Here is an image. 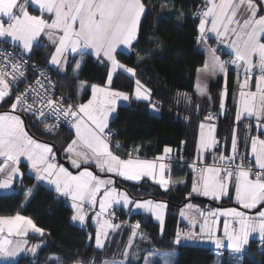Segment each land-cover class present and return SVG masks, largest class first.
<instances>
[{
	"label": "snow or ice",
	"instance_id": "1",
	"mask_svg": "<svg viewBox=\"0 0 264 264\" xmlns=\"http://www.w3.org/2000/svg\"><path fill=\"white\" fill-rule=\"evenodd\" d=\"M33 4L38 6L40 15H33L28 11ZM147 7L144 0H0V37H10L25 52H31L33 43H38L43 33L55 46V53L50 60L54 66L67 64L65 52L81 57L94 54L98 60L104 58L110 65L105 85H91L92 96L86 103L65 105L64 101L71 98L63 95L58 100L54 99L52 89L55 85L45 73L40 72L43 79H37L34 86L28 85L23 92L16 94L9 111L0 112V188H10L14 178L22 175L18 165L21 158H25L35 172L37 181L48 182L54 186L53 190L59 196L70 198L74 209L71 217L73 221L84 225L88 215L85 205L91 209L98 204L99 210L94 214L98 226L95 246L101 250L108 239V230L114 231L120 227L111 222V218H114V204H132L135 209L155 213L161 226L164 218L162 210L167 207L163 202L152 200L133 201L127 193L119 192L114 187L112 179L101 178L87 166L94 164L101 172L134 181L145 176L156 179L158 174L159 183L165 188L169 185V180L164 179V173L166 168L170 169V165L161 162L165 156L148 161L133 158L129 153L128 158L123 159L112 151L113 148L119 150L121 146L119 143H111L113 133L108 129L109 119L116 111L118 101L130 99L128 93L112 89L113 74L123 70L135 77V69L117 59V49H132L133 42L137 40L141 17ZM262 11L264 0L259 3L257 0H205L204 7L193 13L200 20L198 43L211 32L231 49L232 58L222 60L216 55V49L209 47L207 51L210 59L205 62L203 71L213 77L222 73L226 78L227 65L235 66L239 88L236 122L239 123L242 117L255 118V127L260 134L245 138V148H250L251 158L240 153V138L237 136V129H233L230 155L221 154L211 165L197 167L193 164L199 175L189 196L198 194L218 200L227 196L232 189L237 203L248 211H241L239 208L205 211L188 204L186 209L194 210L201 219L197 220L183 210L181 216L187 218L193 227L197 224L200 227V233L190 231L185 234L186 238L206 237L214 241L218 249L225 247L226 240L227 247L235 252L242 251L248 245L252 233H259L261 239H264V138H261L264 135V14H259ZM46 15L50 19H46ZM14 59V53L0 50V101L12 95L9 77L12 82L25 77L23 69L26 62H13ZM82 63V59L76 62L74 74L78 75ZM254 74L256 78L253 82ZM135 84L134 97L150 100L151 89L142 85L138 79ZM83 86L84 82H81L80 88ZM196 89L200 96L208 94L207 83L201 81L199 76ZM220 95V107L223 109L224 99L227 97L226 82ZM30 97L32 103H29ZM37 103L41 106H35ZM153 109L155 110V105ZM24 113L41 123L52 117L57 126L63 122L73 129L74 138L64 151L73 167L79 170L77 174L56 163L55 152L50 144L29 135L22 118ZM214 118L209 114L206 120ZM199 127L201 135L198 153H202L215 147L218 141L213 135L215 124L201 123ZM206 127L207 134L203 131ZM251 127L252 125H245L246 130ZM44 130L52 132L53 126L45 124ZM133 151H138V148ZM172 151L167 146L164 148L165 155ZM229 164L233 166L229 167ZM32 191L33 189L28 188L26 195H31ZM251 210H256L254 215L249 214ZM220 217H224L222 237L216 234L221 230ZM139 228L137 222L133 226L132 237L137 235L136 230ZM29 229L40 235L45 234V230L37 227L29 217L19 214L0 216V233L7 230L9 236L24 237ZM91 238L89 235V239ZM180 239L178 233L177 243ZM23 243L27 244V241ZM11 244L10 239H0V256H12L23 250L19 242L14 250L6 247ZM40 246L33 245L29 250L35 252ZM53 259L60 264L59 257ZM101 264L121 262L114 259L102 260Z\"/></svg>",
	"mask_w": 264,
	"mask_h": 264
},
{
	"label": "trees",
	"instance_id": "2",
	"mask_svg": "<svg viewBox=\"0 0 264 264\" xmlns=\"http://www.w3.org/2000/svg\"><path fill=\"white\" fill-rule=\"evenodd\" d=\"M144 3L148 7L141 17L137 40L129 52H117V59L121 63L135 69V77L118 70L113 76L111 87L132 95L135 80L138 79L151 89V99L132 97L127 103L118 105L108 129L116 132L112 144L119 143L121 147L119 150L113 149L123 157L131 153L143 159H154L162 155L167 146L173 149L172 154L183 151L190 160H195L199 126L206 119L207 112L211 111L218 115L217 137L220 148L216 152L225 156L231 154V136L233 129H237L241 153L248 156L250 148H245V138L259 132L253 118L243 117L239 123L236 122V72L228 71L224 109H220L222 77L211 81L208 97H199L195 93L196 75L205 63V53L197 42L199 19L193 16V11L202 5V0H144ZM28 9L32 13H39L31 5ZM0 43L9 44L3 39H0ZM54 48L45 38H41L33 44L28 54L33 61L48 68L62 95L74 102L84 103L91 97V85H105L110 70L106 60H98L94 54H85L83 57L70 54L65 70L59 72L50 65ZM81 59L83 63L76 75L73 68ZM81 82L87 83L84 90L80 88ZM15 95L16 92H12L10 97L0 101V112L10 110ZM152 103L158 108V113L151 111ZM22 117L29 133L55 146L57 161L67 164L64 149L74 137L73 129L61 126L46 132V121L41 123L26 113ZM245 125L252 127L246 130ZM136 148L138 151H133ZM22 168L24 174L20 186L17 184L9 192L0 190V216L19 213L30 217L45 230V234L28 235L30 244L41 245L34 255L22 254L16 261L2 264H57L55 259L50 261L52 255L60 258V264H101L102 260L113 259L125 260L124 264H143L146 255L153 251L174 253L173 264H264V249L257 248L259 240L256 239H252L248 250L238 256L226 250L222 256H218L208 247L176 244L177 234L183 227L180 209L191 200L206 205L200 200L202 197L189 196L193 171L187 165L172 167L171 172L167 173L172 184L167 188L149 178L132 181L115 176L116 186L126 191L133 200L152 199L165 203L166 217L161 226L150 214L131 213L123 207L114 209L120 227L110 233L102 250L95 246V226L91 218H88L86 226L74 223L71 220L73 209L67 200L49 187L34 185L35 180L26 172V165L22 164ZM25 185L33 189L31 195L23 191ZM233 194L234 190L230 189L227 197L213 203L237 205ZM137 222L140 228L136 230L137 235L132 237L133 226ZM130 238L131 247L128 246ZM134 251L138 252L135 257Z\"/></svg>",
	"mask_w": 264,
	"mask_h": 264
},
{
	"label": "crops",
	"instance_id": "3",
	"mask_svg": "<svg viewBox=\"0 0 264 264\" xmlns=\"http://www.w3.org/2000/svg\"><path fill=\"white\" fill-rule=\"evenodd\" d=\"M260 2V0H257V3H259ZM202 5H203V7H204V5H205V0H202ZM31 6H33L34 8H36V9H38V6H36V5H31ZM28 11H29V9H28ZM31 14H33V15H40V12L39 13H32L31 11H29ZM259 14H264V11H262V12H260ZM45 18L46 19H50V17L49 16H45ZM199 22H200V20H199ZM5 23H6V18H5ZM198 26H199V23H198ZM208 27H210V25H208ZM41 38H45L48 42H50L52 45H53V43L48 39V37L46 36V35H44L43 33H41V35H40V37H39V39H38V41L41 39ZM0 39H3L4 41H6V42H9V44H12V45H15V46H17V47H19V48H21L22 49V47L18 44V42H14V41H12L11 40V38L10 37H0ZM218 44L219 45V47L224 51V52H226V53H229V54H231V49L227 46V44H224V43H221L220 42V40L215 36V34L214 33H211V32H208L207 33V36H206V39H204L203 41H201L200 42V49L205 53V62L206 61H209V59H210V57H209V53H208V51H207V49L210 47L211 48V46L213 45V44ZM34 44V43H33ZM54 46V45H53ZM55 47V46H54ZM23 50V49H22ZM118 51H125V52H129L130 50L129 49H125V48H120V49H117V52ZM27 53H29V52H27ZM55 53V48H54V51H53V53H52V55ZM72 54H74V53H72ZM51 55V56H52ZM69 55H70V53H67V52H65V54H64V57L66 58V60L68 59V57H69ZM102 59H104V58H102ZM50 60H51V58H50ZM105 60V59H104ZM50 65L54 68V69H56V70H63L64 69V67H65V65H62V66H54V65H52L51 63H50ZM204 65H205V63H204ZM204 65L202 66V67H200L199 68V70L197 71V75H196V81H195V93L199 96V97H208L209 96V85H210V83H211V81L212 80H214V79H217L218 77H222L223 78V88H222V91L224 90V88H225V82H226V87H227V77H228V72H227V74H226V78H225V75L224 74H222V73H218L217 75H215L214 77L213 76H210V75H208L207 73H205L204 71H203V69H204ZM201 73H203L202 74V77H201V81H203V82H205V83H207V86H208V94L206 95V96H200L199 94H198V92H197V89H196V84H197V79H198V76H199V79H200V74ZM255 78L256 77H254L253 78V82L255 81ZM235 86H234V99H235V103H236V105H237V108H238V92H239V88H238V83H237V73H236V79H235ZM97 85V84H96ZM85 88H87V83H84V86H83V88H82V90H84ZM90 88H91V86H90ZM253 90H255L254 89V84H253ZM222 91H221V93H222ZM92 92V91H91ZM91 96H92V93H91ZM130 96V99L133 97V94L132 95H129ZM91 98V97H90ZM129 99V100H130ZM128 100V101H129ZM128 101H123V100H120V101H118V103H117V106H116V110H117V107H118V105H120V104H125V103H127ZM225 102H226V98L224 99V106H225ZM152 106V105H151ZM220 109H221V107H220ZM224 109V108H223ZM222 110V109H221ZM151 111L153 112V113H158V108L155 106V110L151 107ZM116 113V111L113 113V114H115ZM114 115H112L111 117H110V119H109V121L111 120V118L113 117ZM23 118V117H22ZM243 118V117H242ZM24 119V118H23ZM254 120H255V118H253ZM25 121V120H24ZM202 123H204L205 125H208V124H215V131H214V133H213V135H214V137H215V139L217 138V121L215 120V119H213V120H204ZM255 124H256V121H255ZM108 125H109V122H108ZM25 128H26V130L28 131V129H27V127H26V124H25ZM107 130V129H106ZM204 131V133L205 134H207V131H208V129H207V127L203 130ZM28 133H29V131H28ZM29 135H31L30 133H29ZM200 135H201V129H200V133H199V137H198V141H197V148H196V160H204V159H206V157L208 158V157H210L211 156V154H212V152H213V150H214V147L212 148V149H209V150H207V151H203L202 153H198V144H199V140H200ZM32 136V135H31ZM256 136V135H255ZM34 139H36L35 137H33ZM74 138V137H73ZM262 138V137H261ZM37 140H39V139H37ZM39 141H41V140H39ZM41 142H45V141H41ZM45 143H48V142H45ZM48 144H50L51 146H52V148H53V151L55 152V156L57 157V151H56V149H55V146H53L51 143H48ZM170 148V147H169ZM112 151L115 153V154H117V155H119L114 149H112ZM172 153V152H171ZM171 153H169V154H171ZM169 154H167V155H169ZM67 155V154H66ZM167 155H163V156H167ZM249 155H250V151H249ZM119 156H121V155H119ZM157 157H160V156H157ZM156 157V158H157ZM251 157V156H250ZM121 158H123V159H127L128 157H122L121 156ZM156 158H154V159H141V160H148V161H152V160H155ZM253 159V161H254V158H252ZM67 164H63V163H59L58 161H56V163H58V164H60V165H63V167H65V168H67L69 171H71V172H73V174H77V172L79 171L78 169H75L74 167H73V165L70 163V160L68 159V156H67ZM162 162V161H161ZM0 163H2V159H0ZM22 164H25L26 165V172L29 174V175H31L33 178H34V180H35V183H34V185H37V184H40V185H43V186H46V187H49V188H51V189H54V186L53 185H50L48 182H46V181H37L36 180V178H35V176H36V174H35V172L34 171H32L31 170V166H30V164L26 161V159L25 158H21V162H20V164L18 165V167H19V169H20V172L22 173V175L21 176H17L16 178H14V180H13V182H12V186H14V188H13V190L15 189V186L17 185V186H20V182L22 181V179H23V174H24V170H23V168H22ZM89 168H90V170L91 171H93L96 175H98V176H100L101 178H104V179H108V178H110V179H112L114 182H115V176H117V175H115V174H110V173H106V172H101L98 168H96L95 167V165L94 164H90V165H87ZM157 172H158V170H157ZM198 172H193V181H192V185H191V192H192V188H193V183H194V181H196L197 180V178H198ZM120 177V176H119ZM124 178V177H123ZM143 178H149V179H151L153 182H155L156 184H158V185H160V186H162V187H164L163 185H161L160 183H159V179H160V177H159V175L157 174V177H156V179H152V178H150V177H147V176H145V177H143ZM0 179H2V177H0ZM126 179V178H125ZM164 179H167V180H169V185H168V187L172 184V181H171V179H170V177H169V174H167V172L165 171V173H164ZM129 180V179H128ZM132 181H134V180H132ZM33 185V186H34ZM114 187L119 191V192H125V193H127L126 191H124L123 189H120V188H118L117 186H116V184L114 183ZM165 188V187H164ZM0 190L2 191V188H0ZM8 190V189H7ZM3 192H7V191H3ZM190 192V193H191ZM128 194V193H127ZM129 196V195H128ZM193 196H197V197H202V198H207V199H209V200H212V201H214V202H219V201H221L223 198H225V197H227V196H224L223 198H221V199H218V200H213L211 197H207V196H203V195H198V194H192L191 195V197H193ZM63 197V196H62ZM130 197V196H129ZM233 197H234V201H235V203L237 204V205H228V206H223V205H220L219 203H214V204H212V203H206V205H201V204H198V203H196L194 200H191V201H189L186 205H188V204H191V205H194V206H196V207H198V208H200V209H202V210H205V211H207V210H215V209H217V208H239L241 211H248V210H245V209H243L242 208V206L241 205H239L238 203H237V201L235 200V194H233ZM66 200H67V202L70 204V202H71V200H70V198H67V197H64ZM131 198V197H130ZM98 199V198H97ZM132 199V198H131ZM133 200V199H132ZM147 200H152V199H147ZM133 201H146V200H133ZM152 201H154V200H152ZM155 202H160V201H155ZM71 205V204H70ZM186 205L184 206V207H182L181 209H180V211H179V217H180V220L183 222V227H182V230L181 231H179V235H180V237H181V239H180V242L179 243H177V237H176V240H175V242L177 243V244H183V245H199V246H203V247H208V248H210L211 250H217L218 248H217V246L215 245V243H214V241H212V240H209V239H207L206 237H204V238H201L200 236H197L195 239H189V238H186V236H185V234L186 233H188V232H193V233H200V227H199V224H197L195 227H193L190 223H189V220L187 219V218H185V217H183V216H181V211L183 210V211H185L186 213H187V215H189V216H192V217H195L197 220H200L201 219V217H199L198 216V214L194 211V210H191V211H189L188 209H186ZM120 207H123L124 209H127V210H130L131 211V213H137V212H143V213H147V212H144L142 209H135L134 208V205H132V204H129V205H127V206H124V205H122V204H114L113 205V208L114 209H116V208H120ZM163 211V223H164V221H165V217H166V208L165 209H163L162 210ZM17 214H19V213H17ZM17 214H15V215H17ZM147 214H150V215H152V217L156 220V221H158L159 223H160V221L156 218V215H155V213H147ZM249 214L250 215H254L255 214V210H251L250 212H249ZM15 215H12V216H15ZM19 215H21V216H24V215H22V214H19ZM24 217H26V216H24ZM30 218V217H29ZM90 218H91V216H90ZM33 220V219H32ZM223 220H224V217H220V221H221V230L220 231H218L216 234H217V236L218 237H222L223 236V233H222V226H223ZM34 221V220H33ZM87 221H88V218H87V220H86V222H85V224L84 225H82V226H86V224H87ZM77 223L79 222V221H76ZM35 223V222H34ZM36 224V223H35ZM161 224V223H160ZM36 226L37 227H39L37 224H36ZM39 228H41V227H39ZM29 234H34V235H37V236H41L39 233H36L34 230H32V229H29L28 230V234H27V236H24V237H20V236H15V235H11V236H9L8 235V233H7V230L4 232V233H0V239H10L11 241H12V244L10 245V246H6V247H8V248H10V250H14L15 248H16V243L14 242V239H19L21 242H19L21 245H22V247H23V250L22 251H18V252H16V254L15 255H12V256H8V255H2V256H0V264H2V263H11V262H14V261H16L22 254H35L36 253V251L35 252H32V251H30L29 249H31L32 248V246L33 245H35V244H30L29 243V239L27 238L28 237V235ZM258 235H257V233H252V234H250V236H249V243H248V245H246L245 246V248L242 250V251H240V252H235V251H233L232 249H230V248H228L227 247V241L225 240V247H223L224 248V250H226L229 254H231V255H233V256H238V255H240V254H242L243 252H245V251H247L248 250V248H249V244H250V241L252 240V239H256V240H259V241H264V240H262V239H259L258 237H257ZM27 241V244H24L23 243V241ZM37 250V249H36ZM155 253H158L157 251H153V252H150L148 255H147V257L145 258V259H147L148 257H149V255H151V254H155ZM172 260H171V262H174V258H175V255L174 254H172ZM144 262H145V260H144ZM144 264V263H143ZM155 264H161L160 262H158V261H156L155 262Z\"/></svg>",
	"mask_w": 264,
	"mask_h": 264
},
{
	"label": "built area",
	"instance_id": "4",
	"mask_svg": "<svg viewBox=\"0 0 264 264\" xmlns=\"http://www.w3.org/2000/svg\"><path fill=\"white\" fill-rule=\"evenodd\" d=\"M203 8V5H199L194 11L193 13H195L198 9ZM194 16V15H193ZM198 18L199 17H195ZM7 22V21H6ZM214 49H216V52L218 54V56L222 59V60H229L230 58H232L231 54L224 52L218 44H214ZM0 50H3L4 52H10V53H14L15 54V59L13 60V62L22 60L25 61V67L23 69V71L25 72V77L24 78H20L18 81L16 82H12L11 78L9 77V82L11 84V91L12 92H16V94L23 92L25 90V88L28 85H35V81L37 79H43V77H41L39 75L40 72H43L46 74V76L51 80L52 84L55 85V87L52 89V94H53V98L54 99H59L60 96H62V94L60 93L59 89H58V85H57V81L56 79L52 76V74L50 73V71L48 70V68L41 66L40 64L36 63L35 61H33L31 59V57L29 56V54L27 52H25L24 50H22L21 48L12 45V44H5V43H0ZM227 69L228 71H234L236 72V68L233 65H227ZM9 71H11V69H8ZM255 77V74L253 75V78ZM64 96V95H63ZM29 103H32V98H29ZM68 103H77L74 102L73 100H65L64 104L67 105ZM35 106L39 107L41 106L39 103H37ZM207 116H209V114H211V111L207 112ZM213 114V112H212ZM215 114V113H214ZM216 115V114H215ZM217 117V115H216ZM46 123L48 125H52L53 128L58 129L61 126H68L65 123L61 122L58 126L56 125V121L55 119H53L52 117H49L48 119L45 120ZM113 133L112 137H111V143H112V139L114 137V135L116 134V132L112 129H110ZM107 131V130H106ZM260 133H258L257 135H259ZM262 138H264V135L261 136ZM216 140L218 141V144L214 147L213 153L214 155L211 156L209 159H204V160H190L184 153L183 151L179 154H169L165 157V159L162 161L163 163H165L166 165H170V169L166 168L165 171L167 173L171 172V169L174 165H178V166H185L187 165L189 167V169L193 172L196 171V168L193 167V164H195L197 167H202L204 165H211L214 163L215 159L217 157H219L221 154H218L216 151L220 148V140L217 137ZM239 151L241 153V150L239 148ZM246 157H250V155L246 156ZM57 161V160H56ZM218 163V161H216ZM238 162V161H237ZM254 163V161H253ZM229 167H232V164L228 165ZM197 172V171H196ZM29 188L28 185H25L23 187V191L26 192V190ZM117 213L114 210V219L117 218ZM257 248L258 249H264V241H259L257 244ZM216 255H222L224 253V248H220L217 249L215 251Z\"/></svg>",
	"mask_w": 264,
	"mask_h": 264
},
{
	"label": "rangeland",
	"instance_id": "5",
	"mask_svg": "<svg viewBox=\"0 0 264 264\" xmlns=\"http://www.w3.org/2000/svg\"><path fill=\"white\" fill-rule=\"evenodd\" d=\"M211 48H214V44L211 46ZM216 55L218 56V54H217V52H216ZM123 64V63H122ZM125 65V64H124ZM127 66V65H126ZM66 67V66H65ZM65 67H64V69L63 70H58L59 72H63L64 70H65ZM127 67H129V66H127ZM130 68H132V67H130ZM227 72H228V69H227ZM236 73H237V70H236ZM129 74V73H128ZM202 74L203 73H201L200 74V80H202L201 79V77H202ZM130 76H132L131 74H129ZM113 76H114V74H113ZM133 77V76H132ZM142 84V83H141ZM143 85V84H142ZM145 86V85H144ZM135 88H136V84H135V87H134V91H135ZM134 91H133V94H134ZM133 98H135L134 97V95H133ZM136 99V98H135ZM151 99V98H150ZM141 100H144V99H141ZM14 102V101H13ZM87 101H85L84 103H86ZM153 105H155V104H153L152 103V108H153ZM156 106V105H155ZM208 114V113H207ZM211 114H212V112H211ZM112 115H115V114H112ZM215 118V120L217 121V118H218V115H217V117H216V115L213 113L212 114ZM165 153H163L162 155H159V156H163ZM214 155V153L212 152V154H211V156H213ZM210 156V157H211ZM123 157V156H122ZM132 157L133 158H139L140 160L141 159H143V158H140V157H137V156H135L134 154H132ZM57 160V159H56ZM207 160V159H206ZM13 188H14V186H11L10 188H8V190L7 189H3L2 188V192L3 191H7V192H9V191H12L13 190ZM100 199V197H98V200ZM70 204H71V202H70ZM113 207V206H112ZM73 209V208H72ZM85 210L87 211V218H89L90 216H91V221H92V223L94 224V226H95V234H94V242H95V235H96V231H97V224H96V222H95V219H94V214H95V212L96 211H98L99 210V207H98V204H97V206L95 207V208H88V206L87 205H85ZM113 210H114V208H113ZM74 215V209H73V213H72V216ZM118 215V214H117ZM105 218H107V216L105 217ZM72 220V219H71ZM116 220H117V218H111V222L113 223V224H119L120 225V223L119 222H116ZM73 221V220H72ZM74 223H76V224H78V225H81L80 224V222H76V221H73ZM134 224H136V223H134ZM82 226V225H81ZM117 230V229H116ZM116 230H114V231H116ZM109 231V235H110V233L111 232H114L113 230H108ZM108 235V236H109ZM257 237L259 238V239H261V237L259 236V233H257ZM262 240H264V239H262ZM14 242L17 244V242H21L19 239H14ZM106 242V241H105ZM177 244V243H176ZM214 251V253H215V251L216 250H213ZM36 252H37V250H36ZM158 253H155V254H151V255H149V257L147 258V259H145V262H144V264H155V262L156 261H158V262H160L161 264H173V262H171V260H172V254H174V253H172V252H169V251H157ZM138 252L137 251H134L133 252V257H135L136 256V254H137ZM149 254V253H148ZM147 254V255H148ZM216 254V253H215ZM31 255H34V254H31ZM147 255H146V257H147ZM223 255V254H222ZM222 255H218V256H222ZM53 257H57V256H55V255H52L51 257H50V261H54V259H53ZM145 257V258H146ZM116 261H119V262H121V264H124L125 263V260H116Z\"/></svg>",
	"mask_w": 264,
	"mask_h": 264
},
{
	"label": "water",
	"instance_id": "6",
	"mask_svg": "<svg viewBox=\"0 0 264 264\" xmlns=\"http://www.w3.org/2000/svg\"><path fill=\"white\" fill-rule=\"evenodd\" d=\"M200 200H201L202 202H205V203H212V204H214L212 200H209V199H207V198H200ZM255 212H256V210H255Z\"/></svg>",
	"mask_w": 264,
	"mask_h": 264
}]
</instances>
